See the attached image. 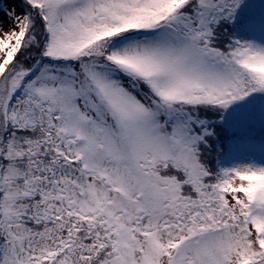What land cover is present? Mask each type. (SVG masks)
Masks as SVG:
<instances>
[{
    "label": "snow or ice",
    "instance_id": "6c2138e0",
    "mask_svg": "<svg viewBox=\"0 0 264 264\" xmlns=\"http://www.w3.org/2000/svg\"><path fill=\"white\" fill-rule=\"evenodd\" d=\"M0 264H264V0H0Z\"/></svg>",
    "mask_w": 264,
    "mask_h": 264
},
{
    "label": "rangeland",
    "instance_id": "374dc122",
    "mask_svg": "<svg viewBox=\"0 0 264 264\" xmlns=\"http://www.w3.org/2000/svg\"><path fill=\"white\" fill-rule=\"evenodd\" d=\"M5 2L8 4L9 7H15L19 4V0H5Z\"/></svg>",
    "mask_w": 264,
    "mask_h": 264
}]
</instances>
